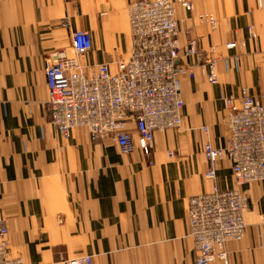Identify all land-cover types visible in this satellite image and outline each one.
Here are the masks:
<instances>
[{
	"label": "crops",
	"instance_id": "obj_1",
	"mask_svg": "<svg viewBox=\"0 0 264 264\" xmlns=\"http://www.w3.org/2000/svg\"><path fill=\"white\" fill-rule=\"evenodd\" d=\"M131 1L0 0V218L13 256L27 264L84 254L94 264H196L188 200L213 184L205 143L228 144L224 96L264 90V0H191V10L176 4L181 41L198 39L199 54L185 60L196 75L181 76L182 125L156 133L149 156L138 145L123 153L86 126L66 138L47 106L48 54L69 44L75 29L92 34L85 64L106 61L114 69L128 56ZM202 11L216 13L215 28L199 22ZM211 57L216 84L206 75ZM128 129L137 140L135 124ZM216 182L234 184L227 156ZM242 191L245 235L226 243V261L212 264H264V180Z\"/></svg>",
	"mask_w": 264,
	"mask_h": 264
},
{
	"label": "built area",
	"instance_id": "obj_2",
	"mask_svg": "<svg viewBox=\"0 0 264 264\" xmlns=\"http://www.w3.org/2000/svg\"><path fill=\"white\" fill-rule=\"evenodd\" d=\"M178 1L191 9L190 2ZM128 10L131 47L127 57L116 61L114 69L106 61L85 64L93 48L92 34L86 29L74 30L68 47L49 53L45 65L48 113L66 138L74 127L86 126L93 136L110 138L123 153H132L138 145L149 156L156 133L183 123L181 76L195 77L194 66L185 60L199 54V43L195 37L181 41L174 0H132ZM201 18L216 27L212 17ZM235 46L236 42L227 44L228 48ZM207 63V79L216 84V59L211 57ZM224 101L222 122L228 144L215 147L211 141L205 143L204 154L210 163L205 176L213 184L188 200V227L197 253L196 264L226 261V243L241 239L246 232L247 203L242 186L264 180V90L255 95L244 87L236 95L224 96ZM130 123L135 124L137 140L128 129ZM203 130L209 133L207 126ZM225 156L232 162L234 184L230 188L216 182L218 165ZM261 225L264 230V213ZM8 234V226L0 218V264H27L13 256ZM60 263L94 264V260L84 254Z\"/></svg>",
	"mask_w": 264,
	"mask_h": 264
},
{
	"label": "rangeland",
	"instance_id": "obj_3",
	"mask_svg": "<svg viewBox=\"0 0 264 264\" xmlns=\"http://www.w3.org/2000/svg\"><path fill=\"white\" fill-rule=\"evenodd\" d=\"M174 1H176V4L177 3H179V1L178 0H174ZM186 1H188V2H190V4H191V6H193V4H192V1L191 0H186ZM181 4V3H180ZM129 6V5H128ZM183 6V5H182ZM184 7V6H183ZM191 9H192V7H191ZM190 9V10H191ZM177 10V9H176ZM128 14H129V10H128ZM201 16H204V17H209V18H213V19H215V23H216V26H217V15H216V13L214 12V11H202V12H200V13H198L197 14V17H198V20H199V22L200 23H207V20L206 19H204V18H201ZM178 19V18H177ZM179 21V20H178ZM208 24H209V26H211V24L208 22ZM129 25H130V19H129ZM212 27V26H211ZM213 28V27H212ZM130 29V28H129ZM75 30H77V29H75ZM70 45V42H69V44H65L64 46H62V47H68ZM130 47H131V43H130ZM60 48V47H59ZM130 50V49H129ZM48 56H49V54H48ZM226 114V113H225ZM224 117V116H223ZM223 120V119H222ZM76 257V256H75ZM68 258H73V257H68ZM61 262V260L60 261H57L55 264H63V263H60Z\"/></svg>",
	"mask_w": 264,
	"mask_h": 264
}]
</instances>
